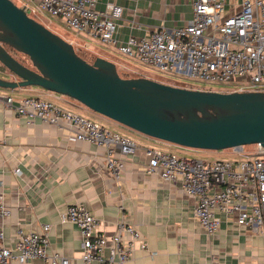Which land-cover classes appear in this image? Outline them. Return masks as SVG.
Returning a JSON list of instances; mask_svg holds the SVG:
<instances>
[{
    "label": "crops",
    "instance_id": "crops-1",
    "mask_svg": "<svg viewBox=\"0 0 264 264\" xmlns=\"http://www.w3.org/2000/svg\"><path fill=\"white\" fill-rule=\"evenodd\" d=\"M108 2L124 10L115 35L119 44L161 28L185 26L193 17L192 0H99L95 8L103 11ZM240 4L241 0H228L229 13L239 10ZM5 73L0 67V77L6 78ZM8 97L15 102L40 97L119 132L114 121L70 97L39 87L0 88V197L11 210L0 223L6 246L14 245L19 230L39 232L49 224L50 251L61 253L70 264H86L79 228L61 221L69 205L80 204L98 219L109 241L119 223L140 231L148 248L135 251L129 264H264V236L256 227L241 226L217 213L221 225L209 234L194 216L196 199L184 193L181 182L147 172L146 148L174 150L143 135L119 132L133 138L139 149L116 179L106 167L105 148L75 140L67 125L30 123L8 106ZM27 264L44 262L33 259Z\"/></svg>",
    "mask_w": 264,
    "mask_h": 264
},
{
    "label": "built area",
    "instance_id": "built-area-1",
    "mask_svg": "<svg viewBox=\"0 0 264 264\" xmlns=\"http://www.w3.org/2000/svg\"><path fill=\"white\" fill-rule=\"evenodd\" d=\"M98 1L23 0L22 7L31 16L61 17L76 35L95 38L160 72L211 84L242 82L246 85L237 92H264V0H241L239 10L230 13L228 0H192L193 17L185 26L161 28L141 38L132 36L124 44L115 37L123 7L108 2L100 11L95 8ZM7 104L30 123L64 124L72 128L75 140L105 148L106 167L116 179L122 177L126 160L139 149L132 138L43 98L15 102L8 97ZM244 150L234 149L244 157L240 160L205 162L150 147L145 149L147 172L158 173L164 181H180L184 193L196 199L194 216L209 234L219 229L217 213H221L241 226L256 227L264 236V147L256 144L252 155ZM10 214L0 197V223ZM61 221L79 228L81 259L86 264H129L135 251L148 248L140 231L124 223L117 225L109 241L98 219L80 204L69 205ZM50 229L44 224L39 232L19 230L10 247L4 244L0 229V264H27L33 259L44 264H70L61 253L50 251Z\"/></svg>",
    "mask_w": 264,
    "mask_h": 264
},
{
    "label": "water",
    "instance_id": "water-1",
    "mask_svg": "<svg viewBox=\"0 0 264 264\" xmlns=\"http://www.w3.org/2000/svg\"><path fill=\"white\" fill-rule=\"evenodd\" d=\"M8 47L26 55L22 64ZM0 88L40 87L75 99L94 113L148 138L191 149L264 147V92H215L123 78L98 57L90 63L74 46L12 0H0Z\"/></svg>",
    "mask_w": 264,
    "mask_h": 264
},
{
    "label": "rangeland",
    "instance_id": "rangeland-1",
    "mask_svg": "<svg viewBox=\"0 0 264 264\" xmlns=\"http://www.w3.org/2000/svg\"><path fill=\"white\" fill-rule=\"evenodd\" d=\"M16 5L22 7L23 0H12ZM31 16V15H30ZM38 22L42 23L44 26L49 28L54 33L61 36L63 39L71 43L76 52L82 54L87 60L94 62L98 57L106 58L109 61H112L116 64L119 74L123 78H149L165 84H170L174 86H180L195 89V90H204V91H215V92H233L236 91L241 85H246L242 82H229L225 84H211L203 83L191 79L188 76L177 75V74H168L163 73L157 70L154 67L144 65L134 59L127 57L126 55L120 53L116 49L102 45L95 38H91L85 35H76V33L67 27V24L61 17H50L45 14L31 16ZM90 44H88V43ZM13 55L20 61L30 64L28 57L23 54L12 52ZM40 88V87H39ZM42 89V88H40ZM56 94V93H55ZM60 95V94H56ZM64 96V95H60ZM65 97V96H64ZM72 99V98H71ZM87 110H89L87 108ZM90 111V110H89ZM92 112V111H91ZM94 113V112H93ZM97 114V113H96ZM100 115V114H98ZM85 116V115H84ZM87 117V116H86ZM91 120H94V117H88ZM99 120V119H98ZM97 120V121H98ZM100 121V120H99ZM104 122V121H100ZM116 123V122H115ZM117 130L121 133H127L132 137L141 135L133 130H130L124 127L121 124L116 123ZM112 131L109 125H102ZM131 138V137H130ZM133 139V138H132ZM157 141V140H153ZM162 147H168L170 150H174L172 153L185 157V158H195L200 159L205 162H210L214 160H240L244 157H240L235 153L234 149H226L222 151H210V150H200V149H191L185 148L165 142L157 141ZM256 144L245 146V150L254 148ZM168 152V151H165Z\"/></svg>",
    "mask_w": 264,
    "mask_h": 264
},
{
    "label": "trees",
    "instance_id": "trees-1",
    "mask_svg": "<svg viewBox=\"0 0 264 264\" xmlns=\"http://www.w3.org/2000/svg\"><path fill=\"white\" fill-rule=\"evenodd\" d=\"M8 50H9V52L13 55V53L12 52H17V51H15L14 49H12V48H10V47H8ZM17 53H19V52H17ZM21 54V53H20ZM77 54L80 56V57H82L83 59H85L86 61H88V62H90V63H93V62H91V61H89V60H87L82 54H80V53H78L77 52ZM24 55V54H23ZM14 56V55H13ZM24 56H26V55H24ZM15 57V56H14ZM27 57V56H26ZM16 58V57H15ZM17 59V58H16ZM29 59V58H28ZM18 60V59H17ZM20 61V60H19ZM22 64H24V65H26V66H29V67H31V63L30 64H26V62H24V61H20ZM0 67H2L3 69H5V67H3V66H1L0 65ZM6 70V69H5ZM121 76V75H120ZM122 77V76H121ZM185 88H188L187 86H185ZM191 89V88H190Z\"/></svg>",
    "mask_w": 264,
    "mask_h": 264
}]
</instances>
